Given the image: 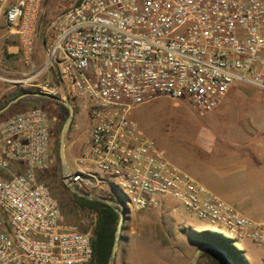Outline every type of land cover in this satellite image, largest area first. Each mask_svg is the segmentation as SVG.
<instances>
[{"label":"built area","instance_id":"2783aa9c","mask_svg":"<svg viewBox=\"0 0 264 264\" xmlns=\"http://www.w3.org/2000/svg\"><path fill=\"white\" fill-rule=\"evenodd\" d=\"M40 4L0 0L7 25L24 33ZM52 28L47 65L61 81L43 82L39 93L75 102L91 120L76 159L80 169L66 178L85 193L114 182L125 198L116 203L126 211L176 200L232 239L264 248V222L170 163L133 120V110L158 95L209 112L236 82L264 91V0H76L54 17ZM56 121L41 106L0 121V264H89L94 258L92 230L64 221L38 178L54 161Z\"/></svg>","mask_w":264,"mask_h":264},{"label":"rangeland","instance_id":"374dc122","mask_svg":"<svg viewBox=\"0 0 264 264\" xmlns=\"http://www.w3.org/2000/svg\"><path fill=\"white\" fill-rule=\"evenodd\" d=\"M76 0H41L40 10L28 33L20 27L11 28L5 20L4 7H0V108H5L23 89L37 92L45 81L56 82L55 70L48 66L49 51L53 42L52 20L69 8ZM39 73L38 76L36 74ZM49 74L54 77L49 78ZM37 84L39 86H31ZM28 98L2 113L0 121L26 109L41 106L57 117L56 125L65 114L58 102L45 97ZM257 114L264 124V91L256 94ZM74 108L72 121L65 133L64 156L70 173L80 168L76 159L87 141L91 120L87 114L71 102ZM0 109V110H1ZM1 113V114H2ZM133 120L145 138L173 165L206 185L207 154L198 147V137L214 128V113L194 111L186 101L158 95L133 110ZM224 126V125H223ZM264 126V125H263ZM254 139L247 142V154L257 153ZM54 144V143H53ZM54 161L50 168L38 173V178L50 188L58 201L64 221L72 222L82 230H89L95 223L96 213L81 208L65 183L59 152L53 148ZM264 162V148L258 151ZM12 168V167H11ZM264 168V164H263ZM101 177L105 178L103 174ZM90 194L124 204L123 193L112 181H106ZM259 206L246 216L256 222H264V192ZM120 232L115 258L111 264H192L200 247L196 233L208 231L229 241L246 264H264V248L250 240L238 241L229 236L221 225L198 220L183 211L180 203L167 199L163 208L128 210ZM221 244V240L215 239ZM195 264H216L212 256L197 259ZM222 264V263H221Z\"/></svg>","mask_w":264,"mask_h":264},{"label":"crops","instance_id":"0c3cea01","mask_svg":"<svg viewBox=\"0 0 264 264\" xmlns=\"http://www.w3.org/2000/svg\"><path fill=\"white\" fill-rule=\"evenodd\" d=\"M54 70L57 81H61ZM256 94H260L259 89L234 83L219 106L209 111L214 113L213 130L197 140L208 157L206 185L197 181L244 215L260 205L264 192V162L258 152L264 148V124L257 115L261 108ZM250 139L256 142L253 147L257 153L247 154Z\"/></svg>","mask_w":264,"mask_h":264},{"label":"trees","instance_id":"16d2710c","mask_svg":"<svg viewBox=\"0 0 264 264\" xmlns=\"http://www.w3.org/2000/svg\"><path fill=\"white\" fill-rule=\"evenodd\" d=\"M25 93H39V90L35 92V91L23 89L20 93L16 94L13 99ZM28 98H37V97L33 95L26 96L20 99L17 103L24 101ZM59 105L62 107L65 114L61 116L59 123L56 125V127H54L53 137H52V148H55L58 152L60 148L61 130L70 113L67 107H65L60 103ZM13 106H15V104L11 105L10 107ZM3 114L4 113L0 114V118L3 116ZM73 196L76 199L77 204L81 208L91 210L96 213V220L91 228L93 233L94 258L89 264H108L110 255L112 253L114 237H115V232L117 230L120 213L116 211L115 208L105 203L95 200H88L79 197L75 194H73ZM106 199L114 201L109 196H107ZM117 208L119 209V207ZM195 235H197V241L200 244V246L202 245L214 246L216 248L226 251L231 256L235 264H246V260H244V258L240 255V251L234 248L229 241L224 240L221 236H218L208 231L199 232L196 233ZM215 239L221 240L225 244L223 245L219 241H215ZM204 256H212L215 259L216 264H221L223 262L222 259L217 254H215L213 251L208 249L204 250L200 254L199 259H201Z\"/></svg>","mask_w":264,"mask_h":264},{"label":"water","instance_id":"95a60500","mask_svg":"<svg viewBox=\"0 0 264 264\" xmlns=\"http://www.w3.org/2000/svg\"><path fill=\"white\" fill-rule=\"evenodd\" d=\"M41 96V97H45L47 99H50V100H53V101H56L62 105H64L65 107H67L70 111L69 113V116L68 118L66 119L64 125H63V128L61 130V134H60V148H59V155H60V160H61V165H62V172H63V176H64V179H65V183L67 185V187L69 188V190L79 196V197H82V198H85V199H88V200H95V201H99V202H102V203H105L113 208L116 209V211H118L120 213V217H119V221H118V225H117V230L115 232V237H114V244H113V248H112V253L110 255V258H109V262L108 264H111V262L113 261V259L115 258V254H116V247H117V244H118V241H119V238H120V232H121V229L123 227V224L127 218V215H126V209L125 207H119L117 205L116 202L114 201H111L109 199H106L104 197H101V196H98V195H94V194H90V193H85L83 191H81L80 189H78L71 181H69L66 177H67V173H68V170H67V166H66V161H65V156H64V146H65V133H66V130L68 129L71 121H72V117L74 115V108L72 106L71 103H69L68 101H62L58 98H54V97H51L49 95H46V94H40V93H25V94H22L20 96H18L17 98L13 99L5 108L1 109L0 110V114L5 111L7 108H9L11 105L17 103L20 99H22L23 97H26V96ZM119 207V209L117 208ZM211 250L213 251L215 254H217L221 259H222V264H235L233 259L231 258V256L224 250H221L219 248H216L214 246H210V245H202L200 246L195 254H194V257H193V260H192V264H195L198 257L200 256V254L204 251V250Z\"/></svg>","mask_w":264,"mask_h":264}]
</instances>
